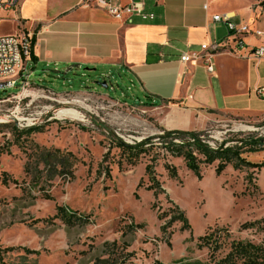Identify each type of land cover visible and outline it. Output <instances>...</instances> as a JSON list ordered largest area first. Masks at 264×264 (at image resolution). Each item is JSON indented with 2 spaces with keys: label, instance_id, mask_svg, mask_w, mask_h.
I'll return each instance as SVG.
<instances>
[{
  "label": "rangeland",
  "instance_id": "rangeland-1",
  "mask_svg": "<svg viewBox=\"0 0 264 264\" xmlns=\"http://www.w3.org/2000/svg\"><path fill=\"white\" fill-rule=\"evenodd\" d=\"M84 1L19 0L2 15L0 36L34 34L37 28L29 23H52ZM262 1L225 3L259 6ZM28 68V88H0V256L5 264H210V251L199 237L212 231L229 232L221 234L215 257L232 240L264 241V168L228 166L216 176V162L202 166L199 180L164 148L192 141L169 133H195L212 149L237 150L249 162L264 163V144L256 142L264 138V117L212 112L198 129L166 128L161 119L168 106L148 101L133 74L96 66L68 70L29 63ZM104 81L107 88L99 85ZM64 110L79 118L57 117ZM28 129L35 130L21 133ZM119 141L144 149L148 142L153 151L130 165L116 146ZM55 150L76 159L67 174H57L54 161L48 166L42 161ZM151 158L163 191L158 198L147 189ZM167 164L176 169V179ZM60 209L80 221L66 224ZM255 221L258 227L242 228Z\"/></svg>",
  "mask_w": 264,
  "mask_h": 264
},
{
  "label": "crops",
  "instance_id": "crops-1",
  "mask_svg": "<svg viewBox=\"0 0 264 264\" xmlns=\"http://www.w3.org/2000/svg\"><path fill=\"white\" fill-rule=\"evenodd\" d=\"M111 1L114 6L130 2ZM140 2L144 13L152 14L153 19L134 15L132 23L126 24L110 17L95 2L82 4L47 25L31 24L20 16L37 28L34 34L29 33L36 59H30L27 68L29 63L32 67L62 65L68 70L96 66L133 74L148 101L168 106L161 119L166 128L198 129L212 112L264 117V99L254 95L257 87H264V60L256 63L249 57L262 41L253 34L245 35V48L234 52L235 42L227 27L213 21L216 15L229 14L236 26L253 23L264 32L258 5L238 6L225 0ZM80 10L84 12L81 18L64 23ZM202 45L208 50H202ZM183 53L200 59L182 63ZM209 53L212 73L203 64Z\"/></svg>",
  "mask_w": 264,
  "mask_h": 264
},
{
  "label": "trees",
  "instance_id": "trees-1",
  "mask_svg": "<svg viewBox=\"0 0 264 264\" xmlns=\"http://www.w3.org/2000/svg\"><path fill=\"white\" fill-rule=\"evenodd\" d=\"M34 44V40L31 42ZM33 53L31 54V60H35ZM151 104V103H150ZM153 104V103H152ZM35 129H28L21 131L22 134H30ZM186 136L192 141H181L178 144H167L164 146L165 150L169 155L176 158H182L188 171H190L199 180L202 178L201 168L202 166H212L217 162L215 169L216 176H220L228 166H233L235 169L250 168L254 170H260L264 168V163H253L247 161L241 157V154L237 150L230 149H212L207 145L200 143L196 138L195 133L188 132H174L169 133L168 136ZM257 144H264V138L256 141ZM255 141L252 145H255ZM146 142V149L143 145L130 146L123 142H117L116 146L120 150L123 158L129 162L130 165L137 164L140 156L146 153L149 156L153 151V146ZM42 161L48 166L50 161H54L57 164V174H67L68 169L76 162V159L71 154H65L61 151L55 150L47 152L46 155L41 157ZM153 158L149 164L146 165V175L150 180V185L147 187L149 191L153 192L154 197L158 198V195L163 192L159 181L154 176ZM169 176L172 179L177 178V172L174 167H170L169 164L165 165ZM175 212L178 213V220L183 223L185 229L189 228L186 223L185 215L182 211L175 207ZM64 211L60 209V217L62 220L69 225L76 224L80 221L74 214L66 215ZM62 213V214H61ZM259 221L247 223L243 225V229H251L258 227ZM229 234L227 229H219L212 231L210 234L199 237V240L207 250L210 251V264H264V241L260 244H255L251 241L244 240H232L229 243L226 252L220 256L215 257V253H218L221 246V234ZM7 250V249H6ZM5 250V251H6ZM11 250V249H9ZM0 264H5L0 256Z\"/></svg>",
  "mask_w": 264,
  "mask_h": 264
},
{
  "label": "built area",
  "instance_id": "built-area-1",
  "mask_svg": "<svg viewBox=\"0 0 264 264\" xmlns=\"http://www.w3.org/2000/svg\"><path fill=\"white\" fill-rule=\"evenodd\" d=\"M19 0H0V20L3 14L12 11L13 3H18ZM95 4L106 10L108 15L117 21H122L126 24L132 23V16L136 15L143 20L153 19L152 14H146L143 11V6L140 0H130L128 4L114 6L111 0H85L88 5ZM207 8L206 6L204 7ZM259 13L264 16V0L259 5ZM213 21L216 23H223L229 35L233 37L235 42L234 52H238L245 48L243 38L245 35L253 34L259 40L262 41L260 47L249 53V57L256 63L264 60V32L253 27L252 24H244L236 26L230 21L229 14L216 15L213 17ZM32 35L29 33H16L10 35L0 36V88L3 90H10L20 87L22 90L29 87L30 73L27 68V63L31 59L32 54ZM201 49L208 50L206 45H202ZM213 48V50H216ZM216 52V51H214ZM212 54V53H211ZM211 54L206 57L203 64L209 73L213 72L212 64H210ZM200 58L190 57L183 53L180 60L182 63L189 62L190 60L197 61ZM254 95L259 99H264V87H257L254 90Z\"/></svg>",
  "mask_w": 264,
  "mask_h": 264
},
{
  "label": "bare ground",
  "instance_id": "bare-ground-1",
  "mask_svg": "<svg viewBox=\"0 0 264 264\" xmlns=\"http://www.w3.org/2000/svg\"><path fill=\"white\" fill-rule=\"evenodd\" d=\"M15 3H13V8H14ZM57 117L61 118V117H70L73 119H78L79 118V114L72 112V111H60L57 114Z\"/></svg>",
  "mask_w": 264,
  "mask_h": 264
},
{
  "label": "water",
  "instance_id": "water-1",
  "mask_svg": "<svg viewBox=\"0 0 264 264\" xmlns=\"http://www.w3.org/2000/svg\"><path fill=\"white\" fill-rule=\"evenodd\" d=\"M99 85H102V86H104L105 88H107L108 87V85H107V82H102V83H99Z\"/></svg>",
  "mask_w": 264,
  "mask_h": 264
}]
</instances>
